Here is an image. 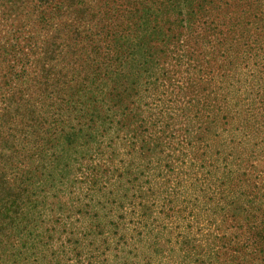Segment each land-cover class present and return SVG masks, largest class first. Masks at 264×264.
<instances>
[{
  "label": "rangeland",
  "instance_id": "1",
  "mask_svg": "<svg viewBox=\"0 0 264 264\" xmlns=\"http://www.w3.org/2000/svg\"><path fill=\"white\" fill-rule=\"evenodd\" d=\"M222 3L234 4L233 12L206 20L216 31L204 30L203 64L185 60L179 69L173 56L182 52L171 53L169 80L151 86L142 76L136 91L127 76L141 134L109 129L84 155L71 154L70 173L40 194L45 200L32 218L40 242L24 255L27 264L43 262L46 240L60 264H121L126 257L177 264L187 259L177 237L189 231L197 239L231 224L221 223L228 203L264 207V0ZM21 16L1 20L0 7V31H35ZM222 36L233 37V54L218 43ZM213 208L217 215L208 214ZM70 240L82 249L63 253Z\"/></svg>",
  "mask_w": 264,
  "mask_h": 264
},
{
  "label": "trees",
  "instance_id": "2",
  "mask_svg": "<svg viewBox=\"0 0 264 264\" xmlns=\"http://www.w3.org/2000/svg\"><path fill=\"white\" fill-rule=\"evenodd\" d=\"M221 1L0 0L1 20L12 16L14 23L23 15L35 30L0 31V264H27L24 255L38 249L33 212L43 206L40 194L72 170L71 154L84 155L109 129L141 134L127 76L136 91L142 76L151 86L169 80L171 53L182 52L173 56L179 69L185 60L203 64L204 30L216 31L206 20H217L219 13L231 18L233 12L234 4ZM218 40L233 54V37ZM241 202L220 213L222 224L232 221L218 232L209 227L197 239L189 231L177 237V249L187 258L177 264H264V207ZM209 212L218 214L215 208ZM72 242L62 243L61 251L82 249ZM40 248L41 264H60L49 241ZM77 260L82 262L80 252ZM144 260L126 257L121 264L149 262Z\"/></svg>",
  "mask_w": 264,
  "mask_h": 264
}]
</instances>
